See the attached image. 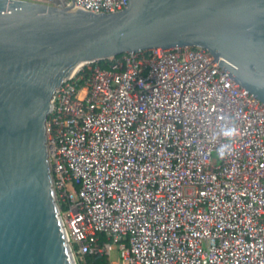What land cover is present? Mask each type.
I'll use <instances>...</instances> for the list:
<instances>
[{
	"label": "built area",
	"instance_id": "built-area-1",
	"mask_svg": "<svg viewBox=\"0 0 264 264\" xmlns=\"http://www.w3.org/2000/svg\"><path fill=\"white\" fill-rule=\"evenodd\" d=\"M127 4L72 0L94 14ZM107 62L64 81L46 120L52 188L76 264L85 255L264 264V104L199 47ZM229 117L239 135L218 159Z\"/></svg>",
	"mask_w": 264,
	"mask_h": 264
},
{
	"label": "water",
	"instance_id": "water-1",
	"mask_svg": "<svg viewBox=\"0 0 264 264\" xmlns=\"http://www.w3.org/2000/svg\"><path fill=\"white\" fill-rule=\"evenodd\" d=\"M0 0V264H76L52 188L51 98L84 65L155 49L206 50L264 104V0H128L94 14Z\"/></svg>",
	"mask_w": 264,
	"mask_h": 264
},
{
	"label": "clouds",
	"instance_id": "clouds-1",
	"mask_svg": "<svg viewBox=\"0 0 264 264\" xmlns=\"http://www.w3.org/2000/svg\"><path fill=\"white\" fill-rule=\"evenodd\" d=\"M239 135V128L231 117L228 118L221 128L219 137L223 139V142L216 149V157L218 159H225L232 154V141L233 138Z\"/></svg>",
	"mask_w": 264,
	"mask_h": 264
},
{
	"label": "trees",
	"instance_id": "trees-1",
	"mask_svg": "<svg viewBox=\"0 0 264 264\" xmlns=\"http://www.w3.org/2000/svg\"><path fill=\"white\" fill-rule=\"evenodd\" d=\"M108 65L107 61H97L90 64L91 67H100L106 68ZM84 73L85 77L87 76V71L84 68L81 73ZM77 264H109L106 256L103 255H85L83 259Z\"/></svg>",
	"mask_w": 264,
	"mask_h": 264
},
{
	"label": "rangeland",
	"instance_id": "rangeland-1",
	"mask_svg": "<svg viewBox=\"0 0 264 264\" xmlns=\"http://www.w3.org/2000/svg\"><path fill=\"white\" fill-rule=\"evenodd\" d=\"M64 4H66L68 2V0H62ZM110 262L111 263H117L118 262V259L116 258V254L115 253H112L111 256H110Z\"/></svg>",
	"mask_w": 264,
	"mask_h": 264
}]
</instances>
